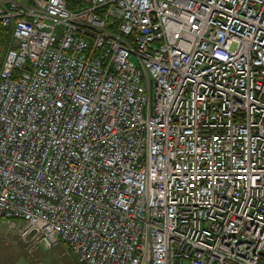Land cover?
Masks as SVG:
<instances>
[{
	"label": "built area",
	"instance_id": "2783aa9c",
	"mask_svg": "<svg viewBox=\"0 0 264 264\" xmlns=\"http://www.w3.org/2000/svg\"><path fill=\"white\" fill-rule=\"evenodd\" d=\"M0 221L79 264H264V0H0Z\"/></svg>",
	"mask_w": 264,
	"mask_h": 264
},
{
	"label": "rangeland",
	"instance_id": "374dc122",
	"mask_svg": "<svg viewBox=\"0 0 264 264\" xmlns=\"http://www.w3.org/2000/svg\"><path fill=\"white\" fill-rule=\"evenodd\" d=\"M4 52L0 53V68ZM9 226L0 221V244L12 246L10 253L14 264H78L65 243L59 242L51 248L38 245L30 249L18 240L15 231L9 229Z\"/></svg>",
	"mask_w": 264,
	"mask_h": 264
},
{
	"label": "crops",
	"instance_id": "0c3cea01",
	"mask_svg": "<svg viewBox=\"0 0 264 264\" xmlns=\"http://www.w3.org/2000/svg\"><path fill=\"white\" fill-rule=\"evenodd\" d=\"M11 248L12 246L10 244H0V264H14L12 260L13 256L10 253Z\"/></svg>",
	"mask_w": 264,
	"mask_h": 264
},
{
	"label": "trees",
	"instance_id": "16d2710c",
	"mask_svg": "<svg viewBox=\"0 0 264 264\" xmlns=\"http://www.w3.org/2000/svg\"><path fill=\"white\" fill-rule=\"evenodd\" d=\"M11 30L0 24V53L4 52L10 43ZM79 264V263H78Z\"/></svg>",
	"mask_w": 264,
	"mask_h": 264
}]
</instances>
